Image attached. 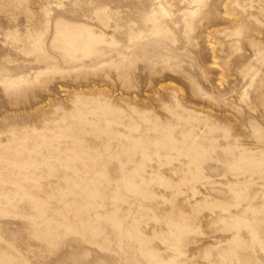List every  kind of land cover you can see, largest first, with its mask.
Wrapping results in <instances>:
<instances>
[{"label": "rangeland", "instance_id": "1", "mask_svg": "<svg viewBox=\"0 0 264 264\" xmlns=\"http://www.w3.org/2000/svg\"><path fill=\"white\" fill-rule=\"evenodd\" d=\"M0 264H264V0H0Z\"/></svg>", "mask_w": 264, "mask_h": 264}]
</instances>
